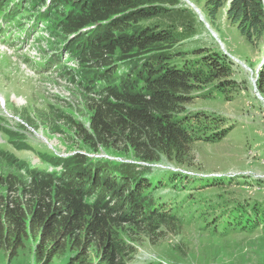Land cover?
<instances>
[{
  "label": "rangeland",
  "instance_id": "1",
  "mask_svg": "<svg viewBox=\"0 0 264 264\" xmlns=\"http://www.w3.org/2000/svg\"><path fill=\"white\" fill-rule=\"evenodd\" d=\"M180 1L182 4L175 7H186L185 15L190 22H178L176 16L168 19L178 25V32L180 28L193 27L194 33L177 44L172 60L179 65L185 60L194 64L201 51L227 56L196 11ZM190 1L202 11L203 0ZM27 10L23 15L41 11L39 6L36 12H32L31 6ZM203 16L224 50L235 59L227 56L228 74L197 85L180 105L182 115L197 116L199 120L189 121L193 128L192 142L182 156V163L164 154L156 161L144 162L117 144L109 148L98 144L93 149L78 128V122L86 126L90 122L91 111L85 99L92 92L81 89V75L74 77L75 85L69 81L80 68L72 70L76 62L67 64L69 55L63 50L60 66L54 65L55 62L51 65L53 72L36 71L31 66L33 60L19 64L14 59L1 72L0 95L4 99L0 103L5 100L7 107H0V114H4L3 109L8 114L4 118L0 116V147L11 153L8 159L0 157V180L6 175L17 180L20 173L15 166L19 163L33 165L39 172L61 170L63 163L56 157L54 163L48 160L51 153L70 157L83 154L91 163L103 162L105 158L134 165L132 171L143 177L151 179L153 175L163 180L165 186L154 192L150 189L147 195L155 200L152 208L168 217L136 223L107 220L112 240L123 249L124 264H264V222L261 221L264 218V73L263 76L260 73L264 71V35L248 42L236 24L227 19L224 7L214 19L208 20L204 13ZM23 22V28L27 26L34 39L40 35L34 41L41 58L49 53L58 55L59 48L67 42L61 28L54 34L56 30L50 29L46 20L39 27ZM177 37L180 38L179 34ZM197 66L198 63L194 67ZM128 68V62H118L110 79L117 82ZM260 82L262 93L258 90ZM35 131L51 142V148ZM211 133H215L212 137L217 134L216 138L206 140L205 136ZM73 159L68 160L71 165L76 162ZM11 160L14 164L5 167ZM166 171L175 174L165 178ZM4 189L5 184L0 183V191ZM109 201L110 198L108 204ZM117 213L118 210L111 211L112 216ZM226 218L232 224L222 227ZM85 236L82 228H75L60 239V249L47 262L35 253L36 237L23 239L11 258L8 242L0 246V264H108V259H104L108 252L101 247L102 242L90 237L92 240L82 247ZM50 244L52 240L41 250L44 252Z\"/></svg>",
  "mask_w": 264,
  "mask_h": 264
},
{
  "label": "trees",
  "instance_id": "2",
  "mask_svg": "<svg viewBox=\"0 0 264 264\" xmlns=\"http://www.w3.org/2000/svg\"><path fill=\"white\" fill-rule=\"evenodd\" d=\"M203 2L202 11L208 20L224 7L227 19L236 24L248 42L264 35V0ZM178 3L182 4L180 0H51L52 7L45 17L56 35L60 28L65 36L96 24L66 45L70 55L79 60L81 75L87 79L81 83L83 88L92 92L85 99L91 111L92 132L79 122L78 128L93 149L98 144L106 148L117 144L144 162L156 161L162 154L174 162H183L182 156L192 142L189 121L198 117L182 115L180 105L197 85L226 76L229 61L218 52L203 51L197 53L199 59L194 64L185 60L179 65L172 60L177 44L194 33L193 27L180 28L178 32V25L168 19L176 16L178 22H190L185 15L187 8L175 7ZM115 61L129 63L128 71L117 82L110 79L117 68ZM197 63L199 66L194 67ZM260 83L258 90L262 93ZM71 158L76 161L74 165L68 161ZM57 160L63 163L59 175L29 169L26 176L17 175V180L9 175L0 180L5 184L0 191V246L11 243L9 258L16 254L23 239L32 236L37 238L35 253L47 262L60 249V239L82 228L86 234L82 247L94 237L108 252L104 258L108 264H124L123 249L112 240L107 220L136 223L168 217L152 208L155 200L147 195L150 189L154 192L165 186L161 177L151 175L147 179L132 171L134 165L124 162L103 159L91 163L83 154ZM19 164L16 170L24 166ZM174 174L166 171L163 176ZM113 210H118L115 216L111 215ZM231 224L226 218L221 226ZM49 240L52 244L43 252L42 246Z\"/></svg>",
  "mask_w": 264,
  "mask_h": 264
},
{
  "label": "water",
  "instance_id": "3",
  "mask_svg": "<svg viewBox=\"0 0 264 264\" xmlns=\"http://www.w3.org/2000/svg\"><path fill=\"white\" fill-rule=\"evenodd\" d=\"M189 1V4L188 5H190L191 7H193L194 9H195V13L197 14V16L199 17V19L204 23V25H205V27L210 31V28H209V24H208V22L205 20V18H204V16H203V13L201 14V12L199 11V9L197 8V7H195L194 6V3L192 2V1H190V0H188ZM192 8V9H193ZM211 32V31H210ZM212 33V32H211ZM212 35L214 36V37H216V35H215V33H212ZM216 40L218 41V44H219V46H220V49L222 50V52L225 54V55H227L229 58H233V59H235L234 57H230L229 56V54L224 50V47H223V44H222V42L221 41H219L217 38H216ZM237 60V59H236Z\"/></svg>",
  "mask_w": 264,
  "mask_h": 264
},
{
  "label": "clouds",
  "instance_id": "4",
  "mask_svg": "<svg viewBox=\"0 0 264 264\" xmlns=\"http://www.w3.org/2000/svg\"><path fill=\"white\" fill-rule=\"evenodd\" d=\"M68 54V53H67ZM71 60L72 61H74V62H76V64L74 65V66H72V70L74 71V69H77L78 67H80L81 65H79V60L77 59V58H72L71 57ZM72 61H71V63H72ZM30 63V62H29ZM71 63L69 64V65H71ZM127 63V62H126ZM28 64V63H27ZM31 66H33L32 64H31ZM81 68V67H80ZM81 71H82V68H81ZM77 75H81V73L80 74H78V73H76V74H72L71 75V77H70V79H72V78H74L75 76H77ZM69 79V80H70ZM80 87H82L81 85H80ZM11 145H13V144H11ZM13 148L14 149H16L15 148V146L13 145ZM17 150V149H16ZM3 152L6 154V153H11L10 151H7V150H4L3 149Z\"/></svg>",
  "mask_w": 264,
  "mask_h": 264
},
{
  "label": "bare ground",
  "instance_id": "5",
  "mask_svg": "<svg viewBox=\"0 0 264 264\" xmlns=\"http://www.w3.org/2000/svg\"><path fill=\"white\" fill-rule=\"evenodd\" d=\"M183 2H185L187 5L189 4V1L188 0H182ZM194 6L195 7H197L198 9H199V11L201 12V14H202V11H201V9L197 6V5H195L194 4ZM193 8V7H192ZM193 10H195L194 8H193ZM210 31L212 32V33H214L215 31H213V29L212 28H210ZM215 38H217V37H215ZM236 61V60H235ZM237 62V61H236Z\"/></svg>",
  "mask_w": 264,
  "mask_h": 264
}]
</instances>
